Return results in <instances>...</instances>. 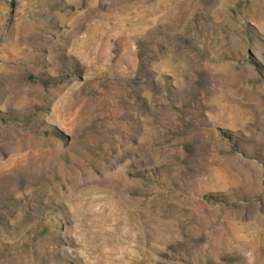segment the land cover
<instances>
[{"label": "rangeland", "instance_id": "obj_1", "mask_svg": "<svg viewBox=\"0 0 264 264\" xmlns=\"http://www.w3.org/2000/svg\"><path fill=\"white\" fill-rule=\"evenodd\" d=\"M0 264H264V0H0Z\"/></svg>", "mask_w": 264, "mask_h": 264}]
</instances>
